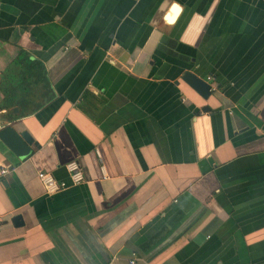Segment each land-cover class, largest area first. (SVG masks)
<instances>
[{
  "label": "crops",
  "instance_id": "obj_1",
  "mask_svg": "<svg viewBox=\"0 0 264 264\" xmlns=\"http://www.w3.org/2000/svg\"><path fill=\"white\" fill-rule=\"evenodd\" d=\"M0 47L53 95L0 111V264H264V0H0Z\"/></svg>",
  "mask_w": 264,
  "mask_h": 264
},
{
  "label": "trees",
  "instance_id": "obj_2",
  "mask_svg": "<svg viewBox=\"0 0 264 264\" xmlns=\"http://www.w3.org/2000/svg\"><path fill=\"white\" fill-rule=\"evenodd\" d=\"M18 55L20 56V53H18ZM19 61L22 65V73L20 75V78L14 80L13 73L9 71H2L0 77L2 83H7L6 85H4V87L0 86V111L5 110V115L10 119L18 117L28 111L37 110L44 103L51 100L53 96L50 89H48L49 82L46 77L44 66L42 64L36 63V61H32L31 59L26 61L20 58V60H18V64ZM4 77L6 80H3ZM40 82H43L42 85L40 84ZM24 83L26 84V86L23 85ZM21 86H23L24 88ZM26 88H30L28 89V91L31 90V92L33 93L32 95L37 98L36 102L38 101V103L35 106L26 107L23 105L21 101L22 99L19 98L18 95H20V97L22 98L21 94ZM17 98L19 99L17 100ZM15 107L19 108L20 112H14L13 109ZM185 214L186 212L184 210H178L168 223L173 226L176 222H181L185 218ZM142 249L143 251H146L145 246H143Z\"/></svg>",
  "mask_w": 264,
  "mask_h": 264
},
{
  "label": "water",
  "instance_id": "obj_3",
  "mask_svg": "<svg viewBox=\"0 0 264 264\" xmlns=\"http://www.w3.org/2000/svg\"><path fill=\"white\" fill-rule=\"evenodd\" d=\"M181 79L204 99L212 94L210 84L191 71H185ZM13 110L17 111L16 108ZM208 110L209 107H203V111ZM0 145L7 147L19 159L31 152L32 145L39 146L27 130L17 131L11 124H0Z\"/></svg>",
  "mask_w": 264,
  "mask_h": 264
},
{
  "label": "built area",
  "instance_id": "obj_4",
  "mask_svg": "<svg viewBox=\"0 0 264 264\" xmlns=\"http://www.w3.org/2000/svg\"><path fill=\"white\" fill-rule=\"evenodd\" d=\"M205 80L207 82L212 81L211 77L209 76ZM210 88H212L211 85ZM65 169L67 170L68 173L69 183L64 180H58L54 178V176L49 172H45V171L37 172V177L41 181L46 194H53L59 192L67 188L69 185H77L84 180L83 173L81 171L80 165L77 160L68 161L65 164ZM4 172L5 170H2V173ZM130 263L132 264L134 263V261H131Z\"/></svg>",
  "mask_w": 264,
  "mask_h": 264
},
{
  "label": "rangeland",
  "instance_id": "obj_5",
  "mask_svg": "<svg viewBox=\"0 0 264 264\" xmlns=\"http://www.w3.org/2000/svg\"><path fill=\"white\" fill-rule=\"evenodd\" d=\"M2 48L3 47H0V52L4 49V48L3 49ZM7 65H11V69L9 70V68H7V69H5L3 71H6V72L9 71V72L13 73L14 80H17L18 78H20V75L22 73V65H21V62L19 61V64H18V60H17V61H15V63L12 62L11 64H7ZM0 77H1V75H0ZM3 80H6L5 77H4ZM0 81H1V78H0ZM6 84H7L6 82H3V83H2V81L0 82V86H2V87H4V85H6ZM23 85L26 86L25 83ZM21 87H23V86H21Z\"/></svg>",
  "mask_w": 264,
  "mask_h": 264
}]
</instances>
